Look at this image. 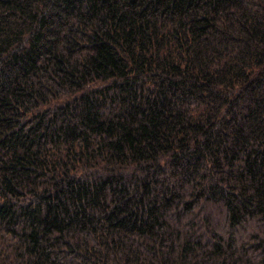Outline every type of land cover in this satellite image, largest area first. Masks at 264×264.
I'll return each instance as SVG.
<instances>
[{"label": "trees", "instance_id": "obj_1", "mask_svg": "<svg viewBox=\"0 0 264 264\" xmlns=\"http://www.w3.org/2000/svg\"><path fill=\"white\" fill-rule=\"evenodd\" d=\"M0 264H264V0H0Z\"/></svg>", "mask_w": 264, "mask_h": 264}]
</instances>
